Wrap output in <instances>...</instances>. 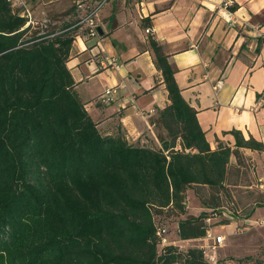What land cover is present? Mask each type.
<instances>
[{
  "label": "trees",
  "instance_id": "16d2710c",
  "mask_svg": "<svg viewBox=\"0 0 264 264\" xmlns=\"http://www.w3.org/2000/svg\"><path fill=\"white\" fill-rule=\"evenodd\" d=\"M24 24L0 0V264H209L198 247L156 253L149 209L183 214L187 188L221 189L236 149L209 148L161 46L147 35L168 99L155 115L165 137L153 148L101 133L84 109L65 65L71 22L27 37ZM228 132L235 148H263ZM199 202L209 214L177 218L168 231L202 238L203 219L224 205Z\"/></svg>",
  "mask_w": 264,
  "mask_h": 264
},
{
  "label": "crops",
  "instance_id": "0c3cea01",
  "mask_svg": "<svg viewBox=\"0 0 264 264\" xmlns=\"http://www.w3.org/2000/svg\"><path fill=\"white\" fill-rule=\"evenodd\" d=\"M99 28V37H75L65 62L73 89L99 131L118 130L130 144L156 140L149 119L168 99L153 65L146 38L150 35L167 55L181 96L196 110L209 148L220 143L236 149L229 154L222 188H202L218 196L219 204L227 199L241 211L223 224L232 230L254 229L255 247H264V223H254L264 219V0H106L99 11ZM94 53L113 57L117 67L101 68L91 57ZM112 85V99L99 101L102 90ZM232 129L243 139L250 136L261 142L263 148H235L228 132ZM187 191L197 200L187 188L180 219L209 209L198 202L190 213ZM225 251L234 256L229 246ZM253 251L252 246L250 252L234 257Z\"/></svg>",
  "mask_w": 264,
  "mask_h": 264
},
{
  "label": "rangeland",
  "instance_id": "374dc122",
  "mask_svg": "<svg viewBox=\"0 0 264 264\" xmlns=\"http://www.w3.org/2000/svg\"><path fill=\"white\" fill-rule=\"evenodd\" d=\"M24 2L32 19V23L28 24V29L24 33V37H27L42 33L43 31L49 29L54 30L58 28L64 21H66L70 12L72 0H24ZM150 119L156 140L154 139V143L147 142L142 144L148 147L158 148L159 144L157 143V139L158 137H165V132L156 122V116H153ZM136 145H139V143H136ZM194 191L196 192L195 195L197 200L191 196L189 191L186 192L187 206L190 213L194 212L198 208L199 200L212 202L215 206L219 204L218 196H209V193H207L204 188L197 187ZM214 198H216V201ZM149 212L151 222L156 215L160 217L161 221L165 222L168 227H174V222L179 217V213L172 209H149ZM240 212L241 211L237 209L235 205H231L229 202H227L224 204L223 208H216L214 210V216H210V219L204 222L211 234H221L223 236V242L221 245L215 248L214 251L216 255L213 256V258H208L206 256L207 254L211 253V251H208V246L211 244L210 240L207 241L198 238L189 242H176V247L182 251L193 247H198L202 251L205 250L206 254L202 252V259L209 264H255V259L261 258V255L264 253L263 246L259 245L255 247V236L257 232L254 229L238 231L237 226H234V230H232L231 227L221 223L224 219H228V216L231 217L229 221H232L236 215L238 216V214H240ZM206 213L209 214V210H207ZM228 246L230 253L234 256L242 255L245 252H250L252 246L254 251L253 253L249 254L250 258L248 259L242 258L243 256H227L225 249ZM124 249L126 248L124 247ZM228 257L232 258V260H229ZM236 259L241 260L237 262Z\"/></svg>",
  "mask_w": 264,
  "mask_h": 264
},
{
  "label": "built area",
  "instance_id": "2783aa9c",
  "mask_svg": "<svg viewBox=\"0 0 264 264\" xmlns=\"http://www.w3.org/2000/svg\"><path fill=\"white\" fill-rule=\"evenodd\" d=\"M106 0H72L70 6V12L67 17V21L71 22L69 28L75 29V37H80L84 41L90 38L99 37L97 32V27H99V11L103 6ZM9 7L12 12L16 13L19 16L25 18V25L32 23V19L30 17V13L28 8L25 5L24 0H7ZM226 4V3H224ZM227 19L229 16L227 15ZM149 27L144 29V32H148ZM94 61L101 68L105 67H117V62L113 57H107L100 55L99 53H94L91 55ZM220 85V81H216L214 87L217 88ZM116 92V86H108L105 87L102 92L98 95V100L104 103L109 102L112 99V95ZM231 219L230 216H228ZM210 216H207L203 219V222L208 221ZM255 224H263L264 219H257L254 221ZM154 235L157 238L156 242V253H160V251L165 246L173 245L176 246V242H189L195 239H179L176 234V231L173 229L172 231H168L169 227L165 224V222L161 221L160 217H154L153 221ZM249 225V224H248ZM242 226L237 227L238 231L243 230ZM203 240L211 241L210 246H208V251H211L210 254L206 256L208 258H213L215 256V248L222 244L223 236L221 234H211L209 230L206 228L204 236L201 238ZM208 245V244H207ZM178 248V247H177ZM203 248V247H201ZM210 249V250H209ZM204 254L205 250L202 251Z\"/></svg>",
  "mask_w": 264,
  "mask_h": 264
},
{
  "label": "water",
  "instance_id": "95a60500",
  "mask_svg": "<svg viewBox=\"0 0 264 264\" xmlns=\"http://www.w3.org/2000/svg\"><path fill=\"white\" fill-rule=\"evenodd\" d=\"M97 32L99 36L102 34L101 29L99 27H97Z\"/></svg>",
  "mask_w": 264,
  "mask_h": 264
}]
</instances>
